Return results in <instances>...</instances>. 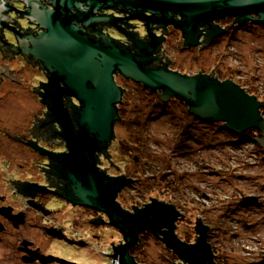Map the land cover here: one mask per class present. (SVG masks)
Listing matches in <instances>:
<instances>
[{
	"label": "water",
	"instance_id": "95a60500",
	"mask_svg": "<svg viewBox=\"0 0 264 264\" xmlns=\"http://www.w3.org/2000/svg\"><path fill=\"white\" fill-rule=\"evenodd\" d=\"M54 10H39L31 0L23 16L47 32L40 34L34 56L41 60L52 74L50 95L44 104L64 131L69 153L53 157L59 176L67 182L66 196L75 206L88 207L107 214L111 225L123 235L126 244L114 249L113 259L119 264H138L131 250L140 241L142 233L161 236L162 242L182 261L179 264H216L215 255L208 241L210 224L197 223L200 236L196 244L180 240L175 231L182 214L172 205L152 200L144 209L135 213L124 211L119 193L133 183L126 177H110L98 168L99 153L108 157V149L115 138V124L120 120L118 106L123 91L115 81L119 72L153 92H160L161 101L169 103L178 99L187 105L189 113L203 121L223 123L238 134L260 130L263 138L256 140L264 148V121L261 109L264 104L256 96L231 80L221 82L205 74L184 76L165 68L148 69L147 54H133L123 46L105 42V46L90 40L79 26L82 18L74 16L73 8L83 12L78 0H53ZM81 1V0H80ZM132 11L143 10L153 15L171 18L182 30L185 45H199V25L207 24L211 34L208 42L218 36V26L213 23L227 17H235L236 23L264 24V0H113ZM75 2V3H74ZM91 6V1L87 0ZM41 7V5H40ZM26 43L22 42V46ZM26 51V50H24ZM27 53V52H25ZM63 82L65 88L58 87ZM122 86V85H121ZM74 97L80 103L64 105L62 96ZM75 115L78 129L70 116ZM252 199V200H251ZM251 205L260 206L256 198H248ZM246 203V202H245ZM246 204V205H247ZM104 221L99 219L97 225ZM207 225V226H206Z\"/></svg>",
	"mask_w": 264,
	"mask_h": 264
},
{
	"label": "flooded vegetation",
	"instance_id": "af4514ba",
	"mask_svg": "<svg viewBox=\"0 0 264 264\" xmlns=\"http://www.w3.org/2000/svg\"><path fill=\"white\" fill-rule=\"evenodd\" d=\"M31 1L39 6V10H54L53 0ZM89 1L95 4L90 6L87 0L76 1V5L81 6L83 12L75 8L71 10L74 16L82 18L76 25L81 28L83 35L103 47L105 42H110L127 48L133 54H147L148 64L145 67L150 70L165 68L190 77L205 74L221 81L217 72L201 71L195 75L183 73L184 61L176 56V52L179 55L190 54L196 50L202 52L219 44L232 32L259 25L250 21L239 24L236 23L235 17L217 20L213 24L218 26L221 32L210 42L207 41L212 32L209 26L199 25V45L189 46L185 45L182 30L174 24V20L181 19L174 12L171 18H165L161 14L153 15L145 8L132 11L131 8L113 0ZM28 2L29 0H0V264H95L94 258L99 255V250L98 243L94 241L98 237L93 230L98 228L97 226L106 229L113 226L107 214L82 206L79 207L92 210L96 214L89 219L90 226L84 234H80L81 237L78 232L74 235L67 220L64 222V206H78L68 201L67 182L59 176L56 169L58 165L53 157L68 154L69 149L62 127L53 120L52 112L44 104L45 97L51 96L50 92L53 91L49 88L53 76L43 62L34 56L36 44L33 40L47 31L23 16L28 11ZM22 42L27 44L26 47L25 44L22 46ZM119 80L139 86L142 84L117 72L115 81L123 91L120 103L122 104L128 90L118 83ZM58 87L65 88V84L60 81ZM62 102L65 106L73 103L75 107L81 108L78 100L68 95L62 96ZM261 113L264 121V107ZM70 116L75 129H78L75 115L70 112ZM259 131L255 130V137L249 139L258 149L262 147L255 141L263 138L262 132ZM111 148L112 144L108 149V157L98 154V167L110 177H126L133 180V183L118 195L117 200L124 211L135 213V209H144L155 199L142 205L133 204L131 208H126L120 202L121 194L134 185L136 179L127 175L112 176L107 169L101 167L102 158L107 162L112 160ZM17 150L19 158L12 153ZM253 156L257 158L258 155ZM249 201L242 204L246 205ZM263 205L264 203L261 206ZM172 206L182 214L179 208ZM182 217L183 214L179 220ZM99 219L104 221L102 225L96 224ZM178 221L175 233L178 230ZM199 221L204 224L202 220ZM210 230L209 227V232ZM116 231L121 236L119 243H113L111 254L107 252L100 255L109 259L108 264H115L112 257L114 249L126 244L123 235L119 230ZM144 234L140 235V241L131 250L138 264L144 263H140L133 252L141 246ZM176 235L182 240L177 233ZM199 237L198 235L189 244H196ZM156 238L162 241L161 236ZM212 249L214 252L213 246ZM214 255L216 263L215 252ZM170 263L179 264L182 261ZM261 264H264V259Z\"/></svg>",
	"mask_w": 264,
	"mask_h": 264
},
{
	"label": "rangeland",
	"instance_id": "374dc122",
	"mask_svg": "<svg viewBox=\"0 0 264 264\" xmlns=\"http://www.w3.org/2000/svg\"><path fill=\"white\" fill-rule=\"evenodd\" d=\"M175 54L184 61L183 73L217 72L221 82L229 79L264 101V24L232 32L205 51ZM118 83L128 92L119 105L112 160L102 158L101 167L112 176L136 179L121 194L120 202L126 208L151 199L175 205L183 214L176 232L182 240L192 243L198 236L197 222L202 220L210 224L208 241L217 264H261L264 205L242 202L255 197L264 203L263 147L258 149L251 140L226 132L223 123L194 120L177 99L165 104L160 93L143 85ZM12 153L19 158V150ZM94 214L79 206H64V222L71 224L74 235L86 232ZM97 227L93 233L98 237L94 241L99 255L94 263L108 264L109 259L100 255L111 254L113 243H119L121 236L111 226ZM133 254L144 264L180 260L150 233L143 235Z\"/></svg>",
	"mask_w": 264,
	"mask_h": 264
},
{
	"label": "trees",
	"instance_id": "16d2710c",
	"mask_svg": "<svg viewBox=\"0 0 264 264\" xmlns=\"http://www.w3.org/2000/svg\"><path fill=\"white\" fill-rule=\"evenodd\" d=\"M217 79V78H216ZM222 81V80H221ZM224 82V81H223ZM160 98V97H159ZM178 100V99H177ZM180 101V100H179ZM170 103V102H169ZM166 104V103H165ZM264 104V103H263ZM187 106V105H186ZM187 114L189 115V117H192L191 115H190V113H189V110L187 109ZM194 120H197L198 122H200V121H202V122H205V123H212V122H210V121H203V120H200V119H198V118H196V117H192ZM223 126V129L226 131V132H228V133H232V134H234V135H236V136H238V139H245V140H248V139H252V138H254L255 137V130H249L248 132H246V133H243V134H238V133H235V132H233V131H230V130H228L226 127H225V125H222ZM190 129H192V128H190ZM259 133H260V131H259ZM253 143V142H252ZM141 263V262H140Z\"/></svg>",
	"mask_w": 264,
	"mask_h": 264
},
{
	"label": "built area",
	"instance_id": "2783aa9c",
	"mask_svg": "<svg viewBox=\"0 0 264 264\" xmlns=\"http://www.w3.org/2000/svg\"><path fill=\"white\" fill-rule=\"evenodd\" d=\"M104 254H106V253H104ZM115 264H119V263L115 261Z\"/></svg>",
	"mask_w": 264,
	"mask_h": 264
},
{
	"label": "bare ground",
	"instance_id": "6f19581e",
	"mask_svg": "<svg viewBox=\"0 0 264 264\" xmlns=\"http://www.w3.org/2000/svg\"><path fill=\"white\" fill-rule=\"evenodd\" d=\"M99 168V167H98ZM100 169V168H99ZM102 172H103V170L102 169H100Z\"/></svg>",
	"mask_w": 264,
	"mask_h": 264
}]
</instances>
